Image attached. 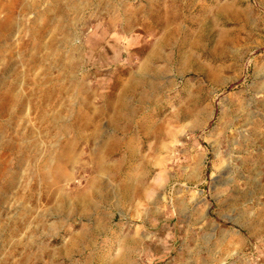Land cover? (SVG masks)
Here are the masks:
<instances>
[{"label":"rangeland","instance_id":"obj_1","mask_svg":"<svg viewBox=\"0 0 264 264\" xmlns=\"http://www.w3.org/2000/svg\"><path fill=\"white\" fill-rule=\"evenodd\" d=\"M170 8L180 22L168 31L159 23ZM158 46L164 58L150 61ZM145 67L165 69L157 88L152 73L149 85H126ZM240 92L264 99V0H0V264H85L117 230L156 239L124 200L143 123L169 137L151 176L168 213L144 264H264V141L246 133L250 165L220 141L221 112ZM199 97L218 108L203 128ZM39 173L52 188L41 221L24 199Z\"/></svg>","mask_w":264,"mask_h":264},{"label":"bare ground","instance_id":"obj_2","mask_svg":"<svg viewBox=\"0 0 264 264\" xmlns=\"http://www.w3.org/2000/svg\"><path fill=\"white\" fill-rule=\"evenodd\" d=\"M178 18L179 17L177 13L170 8V10L165 13L163 19L159 24L165 26V28H167V30L169 31L172 24L174 23L177 24V22H180ZM176 29L178 31V27ZM185 32H187V29ZM192 36H194L195 38L197 37L196 35H192ZM192 36H190L189 39H183L180 45L181 54L184 55V53L187 52L189 46H191L192 39L194 41V38H192ZM168 39H169L168 36L165 35L164 41H167ZM159 50L160 49L158 46V49H156L154 54H152L154 59L149 58L150 61L155 59L160 60L164 58L158 53ZM230 55L234 56V54H230ZM147 62H149V60ZM161 70L165 71V69L163 68L146 69L145 67V69H141V73H140L141 75L138 76L136 74V77H138V79L140 80L139 82L135 81L136 77L133 75L132 77L128 78L126 85L130 87H132V85L135 84L139 86L149 85L148 77L150 73H152L155 74V76L153 77L154 81L150 82V84L152 88H157L159 85L158 83L159 79L157 78V75L158 73L161 72ZM217 74L218 72H216L215 70H211L210 74L207 75L210 77V79H213L216 78L215 76H217ZM229 83L230 82L228 81L225 82L226 85ZM126 92L128 94L127 90ZM246 96L247 95L245 92H240L239 96L233 97L231 99L232 102L229 105L230 108L221 112L218 125L221 126V128L223 129L220 141L225 146L234 149V151L238 150L239 148L243 150L242 157L245 161V164L250 165V162L252 160L251 151L247 152L245 148L247 147L250 148L251 146L247 144L248 138L246 133H249V135L254 134L255 137L257 136L258 140L264 141V130H262L263 126L261 121L256 118V110H255V108L257 110L260 108L264 110V99L262 101H255V100L251 101ZM147 100L148 98H145L144 102H146ZM210 106H212L213 108ZM193 108H195L193 116L198 118V122L196 125H198V127L200 128L201 127L203 128L204 125L208 126L209 121L213 117H215L218 112V108L216 107L215 104L213 105L208 104L207 107H202L200 97L196 99L195 107ZM202 122H205L204 125H202ZM154 127H155L154 123H150L149 125L143 123L141 125L140 132L144 140L142 142L144 146L142 147V149L139 151L138 154H135L134 149H133L134 152L130 151L129 156L133 158L130 159L132 160V162H134L130 167L133 168V172L124 177V180H126L125 181L126 185L124 186L123 191H124L125 203L131 209V211L136 210L138 214L145 217L143 221L144 223L143 227L145 228L146 231L155 230L157 233L156 239L154 237L153 238L144 237L143 232L139 230L138 231L135 230V232L129 231V233L117 230L116 232L110 234V237L112 236L111 239H114V245L110 246L109 248H107L105 245L101 247L93 248L92 250H90L89 253H87L85 264H90L93 258H96L97 264H144L145 256H148V250L151 248V246L155 245L157 246V248L161 246L160 244H158V242H160L162 239L161 237H159V230H158L159 225L156 224V220L161 215H165L166 217L168 211L165 208L164 210H161V208L163 209V203L158 196H155L157 193V188L159 187V183H157L153 179L151 180V176L154 172V168H153L154 156L157 152L163 151L166 144L165 142L168 141L169 137H167L165 133H163L164 132L163 126L162 127L156 126L155 128ZM114 141L115 140H112L111 144H109L110 153L114 151V147L116 146L115 145L116 142ZM193 159L195 162L199 163V161H201L200 159L202 158L201 155H196ZM117 166L118 163L117 162L114 163L112 166V170L113 171L116 170ZM191 169L193 173H196L201 169V165L198 164L194 167L192 166ZM10 177L11 180H9L10 181L9 185L12 186L15 184L16 178L15 175L13 176L10 175ZM51 190L52 188L48 189L46 186V174L44 175L43 173H39L36 178L35 188L33 189L34 192L31 191V193L30 192L27 193L24 197L25 200L33 199L35 203L38 205L37 218L39 219V221H41L44 217V211H45L44 209L47 203L49 202V199L51 198V194L49 195V192L52 193ZM29 213L30 211L26 210L25 211V215L27 214L26 216L23 215L18 221L14 220L12 222L13 233L16 237L19 236L20 238H23L24 235L26 234L27 222L29 220L28 219ZM171 216L172 215L166 218V223H170ZM161 231H163V228ZM100 234H98V236ZM87 236L88 234H85L84 237L86 238ZM107 239L108 237L103 238L102 241L105 243ZM165 241L168 242V240ZM6 244L11 245L12 242L7 241ZM147 263L154 264L155 262H153V260L150 259L149 262Z\"/></svg>","mask_w":264,"mask_h":264}]
</instances>
